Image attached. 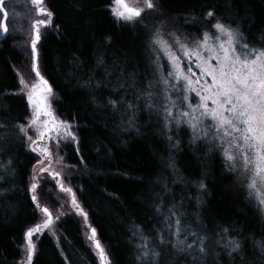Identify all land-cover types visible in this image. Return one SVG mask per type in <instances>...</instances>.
<instances>
[{
    "label": "trees",
    "instance_id": "trees-1",
    "mask_svg": "<svg viewBox=\"0 0 264 264\" xmlns=\"http://www.w3.org/2000/svg\"><path fill=\"white\" fill-rule=\"evenodd\" d=\"M232 3L233 0H160L158 12H147L139 23L123 24L112 16L113 0H45L46 8L54 15L51 29L37 45L40 71L52 86L53 108L58 118L77 126L80 153L72 144L63 149L65 162L73 169L69 182L88 212L91 227L96 229L111 264H139L135 247L139 241L130 229L138 225L146 235H155L156 229L165 227L163 220L173 203L183 205L178 211L186 225L206 231L211 237L213 250L219 254L215 264H264L259 249L253 247L254 240H264V213L256 200L249 198L246 187L237 184L232 174L222 172L221 160H208L207 194L201 193L194 182L205 170L187 152L185 137L182 143L185 153L177 155L184 180L173 183L176 178L164 167L168 152L164 137L159 135L158 120L155 117L149 120L146 112L141 113L137 120L140 133L124 130L120 127L119 112L97 108L90 102L92 94L100 101L111 95V85L100 89L86 86L89 79L108 84L125 67L128 71L137 67L140 79L149 76L145 45L149 33L161 21L166 22L168 31L198 36L215 22L204 19L209 9L216 11L217 18L227 19L238 7L241 17L248 20L243 25L245 35L260 39L264 33V0H234L236 7L230 13L226 5ZM4 8L9 14V32L0 42V121L6 122L9 131L15 133L12 124L25 123L30 116L27 100L19 94L17 71L32 63L27 36L37 16L31 0H11ZM107 36L113 39L111 47H101ZM100 52L105 54L104 66L96 62ZM123 54L128 57L127 65ZM74 57L80 61L79 65ZM162 63L167 64L163 57ZM106 69L113 76L106 77ZM128 99H132L131 95ZM9 143L8 154L0 156V160L13 158L16 176L14 180L5 176L0 182V187L11 189L0 198V264H19L25 232L39 221L31 193L26 190L38 157L28 150L26 141H17L13 136ZM164 182L168 190L161 193ZM240 183H244L243 178ZM157 193L164 197L161 213L153 207ZM197 197L203 201L201 205L197 204ZM223 227H228L231 235L244 239L243 259L230 258L215 244L219 239L216 233ZM32 264H100V261L86 241L80 220L66 217L55 235L40 238ZM178 264L191 262L185 258ZM208 264H212L211 259Z\"/></svg>",
    "mask_w": 264,
    "mask_h": 264
},
{
    "label": "snow or ice",
    "instance_id": "snow-or-ice-1",
    "mask_svg": "<svg viewBox=\"0 0 264 264\" xmlns=\"http://www.w3.org/2000/svg\"><path fill=\"white\" fill-rule=\"evenodd\" d=\"M5 3L6 0H0V13L3 15L0 34L9 32V14L4 8ZM31 4L35 6L38 17L31 23L30 39L35 80L28 82L23 77L19 80L20 91L27 98L31 116L25 123L12 124L15 133L9 131L6 122L0 121V156L8 154L11 147L9 141L13 136L17 141H26L29 150L39 156L38 167L33 166L31 182L26 190L31 193V201L43 218L25 232L26 261L22 264H32L36 253L33 237L43 234L44 230H51L54 224L53 212L48 206L41 205V193L37 191L45 173L56 182L61 193L70 194V203L77 214L85 221L88 219L73 189L65 187L64 182L68 178L63 168L57 170L54 167L63 164L64 157L60 155L62 146L72 143L79 154L81 143L77 126L56 116L52 107L55 94L40 71L37 45L42 38L41 28L51 26L54 14L46 8L45 0H31ZM114 4L111 13L117 21L136 24L144 19L147 12H158L160 0H133L132 3L114 0ZM233 7H236L234 0L226 5L230 13ZM204 19L215 22L199 36L192 37L168 31L165 21L154 26L145 45L150 75L140 79L137 67H132L131 71L125 67L108 84L103 80L93 83L89 79L86 86L100 89L111 85L112 93L103 101L92 94L90 102L97 108L119 112L120 127L124 130L140 133L137 120L141 113L146 112L149 120L155 117L159 135L164 137L168 152L164 167L171 170L176 178L173 183L184 180L177 155L185 153L182 143L187 137V152L192 153L205 170L194 182L201 193L207 194L205 173L208 160L219 158L222 172L232 174L237 184L246 187L249 198H254L259 210L264 213V33L258 40L246 36L243 25L248 20L241 17L238 7L227 19L217 18L216 11L209 9ZM143 26L148 27L146 24ZM112 43V37L107 36L100 46L111 47ZM123 55L127 65L128 57ZM162 57L166 59V65L162 63ZM73 59L77 65L80 64L78 58ZM96 62L97 65H105L103 52L98 53ZM193 65L198 72L193 70ZM113 74L106 69V77ZM194 98H198L196 103H193ZM30 130L35 136L29 134ZM5 176H11L13 180L16 176L11 157L6 162L0 160V182L5 180ZM241 178L243 184L240 183ZM10 190L0 187V198ZM167 190L168 185L164 182L161 193ZM161 193L156 194L153 204L157 213H161L164 206ZM196 199L198 205L203 203L200 197ZM181 207L182 204L173 203L168 208V215L163 220L165 227L156 229L155 235H146L138 225L130 229L132 236L139 241L135 244L139 264H178L180 259L185 258L190 259L191 264H208L210 259L215 264L219 254L213 250L211 237L206 231L193 230L186 225L183 214L178 211ZM193 219L200 223L196 217ZM88 227V239L94 245L100 264H111L109 254L97 239L96 229ZM216 235L219 239L215 244L227 256L243 259L244 239L231 235L228 227L220 228ZM253 247L258 248L264 257V240H254Z\"/></svg>",
    "mask_w": 264,
    "mask_h": 264
},
{
    "label": "rangeland",
    "instance_id": "rangeland-1",
    "mask_svg": "<svg viewBox=\"0 0 264 264\" xmlns=\"http://www.w3.org/2000/svg\"><path fill=\"white\" fill-rule=\"evenodd\" d=\"M128 2L129 3H132L133 0H128ZM113 7H115L114 0H113V4H112L111 9ZM34 10H35V8H34ZM37 18L38 17H36L35 19H37ZM2 19H3V17L0 15V20H2ZM51 26H52V24H51ZM51 26L46 27V28L45 27H42L41 28V36H42V38L44 37L45 33L48 32L49 29H51ZM31 35H32V30H31V32L29 30V35L27 36V39H28V43L29 44H30ZM1 36H3V34H0V37ZM192 36H197V35H192ZM192 36H190V37H192ZM185 63H187V62H185ZM193 70L198 72V70H196L194 68V65H193ZM17 75H18V80H20L21 77H23L28 82H31V81L35 80V74L32 71V63H31L30 66H28V67H26L24 69H21L20 71H17ZM20 89H21V85H20ZM19 94L23 95L26 98V96L21 91H19ZM173 96L175 97V95H173ZM193 96H194V94H193ZM26 100H27V98H26ZM197 100H198V98H194L193 99V103H196ZM28 107H29L30 116H31V108H30L29 105H28ZM52 107H53V101H52ZM30 116H29V118H30ZM29 134L35 136V133L32 130L29 131ZM67 144H72V143H67ZM72 145H74V144H72ZM27 147H28V145H27ZM64 147H65V145L62 146V150L60 152V155L63 156V157H64V154H63ZM28 150H29V148H28ZM35 154L37 155V157L39 159L38 154L37 153H35ZM35 165H37V163ZM37 167H38V165H37ZM54 167L57 170H60L61 168H63V173L68 178L64 182L65 183V187H71L72 188V186H71V184L69 182V176H70L69 172L73 171V169L69 165L66 164L65 157H64V160H63V164L62 165H54ZM37 191H38V193H41V196H40V203H41V205L42 206H48L50 208V210L53 212L54 224H53L51 230H44L43 231V234H37V235H35L33 237V242L36 244V247H37L38 241L40 240V238L43 235H45V234L55 235V233L58 230L59 223L63 219H65L66 217H75V218H77V219L80 220V222H81V224H82V226L84 228V234H85L86 241L89 243V245L92 248L93 252L97 255L96 250L94 248V245H93L92 241H90L88 239V235L90 234V230H89V227L88 226L89 225L91 226L90 220H89V215H88L87 221H85L82 216H80V215L77 214V210L74 209L73 206L70 203V194L61 193L59 191L58 187L56 186V182L53 181L50 178V176L48 175V173H45L43 175V177H42V179L40 181V187L38 188ZM76 198H77L78 202L80 203L77 195H76ZM256 203H257V201H256ZM80 205L84 209V207L82 206L81 203H80ZM36 210L38 212L39 220H41L43 218V214L39 211V209H36ZM84 211L88 214V212L85 209H84ZM57 216L59 217V219H56ZM100 243H101V241H100ZM101 245H102V243H101ZM25 246H26V241H24V244H23V257H22V260L20 261L19 264H22V262L26 261ZM34 256H33V259H34ZM32 262H33V260H32Z\"/></svg>",
    "mask_w": 264,
    "mask_h": 264
},
{
    "label": "water",
    "instance_id": "water-1",
    "mask_svg": "<svg viewBox=\"0 0 264 264\" xmlns=\"http://www.w3.org/2000/svg\"><path fill=\"white\" fill-rule=\"evenodd\" d=\"M9 1H11V0H6V2H9ZM7 35H8V33L3 34V36L0 37V42L3 41V40L7 37ZM96 232H97V231H96ZM97 239H98V234H97ZM98 240H99V239H98Z\"/></svg>",
    "mask_w": 264,
    "mask_h": 264
},
{
    "label": "bare ground",
    "instance_id": "bare-ground-1",
    "mask_svg": "<svg viewBox=\"0 0 264 264\" xmlns=\"http://www.w3.org/2000/svg\"><path fill=\"white\" fill-rule=\"evenodd\" d=\"M2 37V36H1Z\"/></svg>",
    "mask_w": 264,
    "mask_h": 264
}]
</instances>
